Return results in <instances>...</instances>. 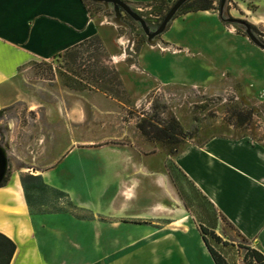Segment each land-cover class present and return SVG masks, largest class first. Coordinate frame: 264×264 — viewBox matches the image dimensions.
Segmentation results:
<instances>
[{"label":"rangeland","instance_id":"374dc122","mask_svg":"<svg viewBox=\"0 0 264 264\" xmlns=\"http://www.w3.org/2000/svg\"><path fill=\"white\" fill-rule=\"evenodd\" d=\"M176 1L165 4L163 0H159L132 9L144 20L150 32H154ZM192 1L186 2L174 18L185 14ZM212 1L213 10L210 12L219 14L220 0ZM84 2L92 17L111 22L114 16L111 6L105 9L103 5L90 0ZM251 6L257 16L264 15V0H254L253 4H248L247 10ZM248 14L245 5L225 0L222 19L192 16L188 20L174 23L170 30L156 37L157 41L153 45L147 42V36L140 25L126 14L121 13L122 24L119 25L120 35L124 37L120 47L125 50L124 59L128 64L134 63L135 54L141 46H158L161 37L181 46L190 45V57L185 52L175 58L168 56L164 61L156 52H144L142 56L148 55L149 62L155 65L160 60L167 65L168 62H184L182 64L187 67L191 63L192 74L197 78L202 76L200 79L208 75L216 77L225 71L236 76L241 84L224 78L218 84L199 88V92L184 87L159 88L135 100L124 90L115 70L116 63L109 60L101 42L99 45L96 41L68 55L48 61L30 62L13 80V96L0 118V145L6 146L8 151L7 181L14 175L19 178L23 175L41 176L42 170H49L56 161H61L69 154L68 141L72 138L82 143L77 148L85 151L83 158H96L105 154L103 147L109 144H115L120 151L130 154L138 152L153 156L155 161L146 163L147 170L155 172L156 176L160 174L169 178L189 220L199 233V227L204 226L219 238L216 241L210 235L206 236L214 251L227 264H250V250L253 249L251 244L243 240L214 212L190 182L174 168L171 160L187 144H200L212 137L249 138L264 148V95H259L264 92V51L254 44L251 46L244 39L248 38L245 27L224 21L236 19L251 25L247 21ZM250 31L264 43V30L255 27L250 28ZM100 66L114 69L115 74L109 75L108 80L101 84H94L88 79L90 71H98ZM108 88L113 93L108 92ZM68 110L80 114L77 123H66L65 113ZM148 120L161 125L174 121L186 138L175 145L148 141L137 128L138 124ZM52 129L58 131L56 137L52 136ZM76 155L78 154L72 157ZM69 161H66L64 167L69 165ZM97 165L95 163L88 166L92 169L91 172L90 169L87 171L91 173L89 180H95V183L100 178ZM67 167L61 168L55 182L72 188L74 180L67 175ZM42 179L45 187H30L27 191L30 212L33 215H70L78 220L89 221L95 233L86 258H78L80 250L77 248L80 245L76 244L75 248L67 245L66 241H60L62 257L69 254L77 264H113L114 261L108 260V255L105 254L109 251L108 244L103 239L99 240L98 236L101 230L103 233L105 229L108 231L109 226L104 228L105 225L101 223H109V219L76 206L65 192L51 187L45 178ZM127 182L129 189L124 185L121 193H116L109 206L124 212L123 222L147 224L136 220L139 218L135 216L150 213L151 208L157 204L156 200H160L161 193L151 183L148 185L142 182L139 192L134 196L130 185L136 184L134 181ZM151 197L154 198V203H150L152 199L148 201ZM55 221H59V230H65L70 235V240L81 238L84 243V236H88L86 229L74 230L63 220ZM138 245L133 244L135 247ZM131 247L130 243L122 244L123 251L131 250ZM177 258H173L171 264H179ZM152 263L156 264L158 261L127 258L119 264Z\"/></svg>","mask_w":264,"mask_h":264},{"label":"crops","instance_id":"0c3cea01","mask_svg":"<svg viewBox=\"0 0 264 264\" xmlns=\"http://www.w3.org/2000/svg\"><path fill=\"white\" fill-rule=\"evenodd\" d=\"M121 1L132 8H139L159 0ZM163 1L170 4L175 0ZM234 1L246 6L249 13L247 21L251 25L264 30V15L257 16L252 6L247 10L248 4H253L254 0ZM198 15L220 20L219 14L210 11L188 12L173 18L165 31L170 30L174 23ZM92 38L99 39L109 60L116 63L115 70L124 90L135 100L159 88L184 87L199 92V88H208L224 78L241 84L236 76L225 71L216 77L208 75L200 79L202 76L197 78L193 75L191 63L189 67L182 64L184 62L165 64L168 56L175 58L186 52L185 55L190 57L192 47L161 37L158 46H141L135 54L134 63L128 64L124 59L125 50L120 47L124 41L120 26L92 17L84 0H0V110L8 107L13 96V80L23 67L32 61L51 60ZM244 39L254 46L248 38ZM144 52H156L164 61L160 60L155 65L149 62L148 55L142 56ZM259 95H264V92ZM65 117L66 123H77L80 114L68 110ZM57 133L52 129L53 137ZM78 144L82 143L70 139L69 154L40 174L51 187L65 192L76 206L109 219V223H101L104 228L109 226L108 231L105 229L103 233L101 230L98 234L99 240L103 239L109 246V251L105 252L108 260H113V264L127 258L171 264L172 259L178 257L179 264H214L169 178L160 174L156 176L155 172L147 170L146 163L154 162L155 157L138 152L130 154L120 151L115 144H109L103 147L105 154L83 158L85 151L78 149ZM149 145L153 148V144ZM74 154L78 155L72 157ZM171 160L212 205L216 214L264 257V148L249 138L212 137L200 144H187ZM66 161L70 162L66 167L67 175L74 180L72 188L55 182L61 168L66 169ZM95 163L100 169L97 183L89 180L91 173L87 172L92 169L88 166ZM127 181L136 184L130 185L134 196L142 182L151 183L161 193L160 200L156 202L152 197L148 199H152L150 203H157L150 213L135 216L139 218L136 220L147 224L123 222L124 212L109 206L124 185L129 189ZM59 219L74 230L86 229L88 236H84V243L81 238L70 240L65 230H59V221H55ZM90 224L70 215H33L18 175L0 187V235L14 245L8 264H77L69 254L62 257L60 241L74 247L80 245L77 248L80 250L78 258H86L95 236ZM123 243H130L131 250L123 251ZM133 244L139 245L135 247ZM9 253L10 245L0 239V264H5Z\"/></svg>","mask_w":264,"mask_h":264},{"label":"trees","instance_id":"16d2710c","mask_svg":"<svg viewBox=\"0 0 264 264\" xmlns=\"http://www.w3.org/2000/svg\"><path fill=\"white\" fill-rule=\"evenodd\" d=\"M210 10H213V1L212 0H193L190 3V9L184 13L196 12V11H210ZM247 25L249 26V28H255L253 25H249V24H247ZM95 41L98 42L99 45H101L98 38H92V39L86 40V41L74 46L72 49H69L68 51H66L65 53H63L61 55H63V56L68 55L72 51H74L78 48H81L83 46L90 45L92 42H95ZM61 55H59V56H61ZM111 74H115L114 69L109 70L106 67L100 66L98 71H95V70L90 71V76L88 79L94 84H96L98 82L101 84V83L107 81L108 76ZM106 90L110 93H113L112 90H110L109 88ZM3 112H4V109L0 110V118L3 115ZM137 128L140 131V133L145 137V139L148 141H158V142L167 143L169 145H175V144L180 143V141L182 139L186 138V135L182 132V130L177 126V124L174 121H172L169 124L161 125V124H159V122L155 123V122H152L151 120H148V121H143L142 123L138 124ZM174 168L177 171H179L175 166H174ZM19 179H20V184H21V187H22V190H23V193L25 195L27 203H28L27 191L30 187L39 189V188L46 186V184L43 182V179L40 175H38V176L23 175V176H20ZM6 182H7V179L5 178L4 182L0 185V187H3ZM206 202L212 207V205L208 201H206ZM28 206H29V203H28ZM199 231H200L201 238H202V240H203V242H204V244H205V246H206L213 262H214V264H227L224 261V259L218 253H216V251H214V249L210 245L206 236L210 235L211 238L216 240V241H219V238L217 236H215L212 231H209V229L204 227V226H200ZM0 239L10 245V253H9L8 259L5 262V264H8L9 260L11 259L12 255L14 253V245L10 241H8L6 238H4L2 235H0ZM250 264H264V257L259 252H257L256 250L251 249L250 250Z\"/></svg>","mask_w":264,"mask_h":264},{"label":"water","instance_id":"95a60500","mask_svg":"<svg viewBox=\"0 0 264 264\" xmlns=\"http://www.w3.org/2000/svg\"><path fill=\"white\" fill-rule=\"evenodd\" d=\"M93 3L101 4L104 6L105 9H108L110 6L113 10L114 16L111 18V22L117 24L118 26L122 24L121 22V13L126 14L128 17H130L133 21L137 22L145 35L147 36V42L151 45H153L157 39L156 37L160 36L165 29L167 28L170 21L174 18L178 10L188 1L190 0H177L172 7L169 9V11L166 13L165 17L163 18L162 22L160 23L159 27L154 31L150 32V30L147 28L146 23L144 20L136 14L132 7L121 1V0H90ZM225 0H220V9H219V16L220 19H222V9L224 6ZM225 22L229 23H235L239 25H243L246 30V35L248 39L257 47L262 49L264 51V43L260 42L254 35L251 33L248 26H246L245 22L242 20H236V19H225ZM8 170V151L6 146L0 145V185L4 182L6 178Z\"/></svg>","mask_w":264,"mask_h":264},{"label":"flooded vegetation","instance_id":"af4514ba","mask_svg":"<svg viewBox=\"0 0 264 264\" xmlns=\"http://www.w3.org/2000/svg\"><path fill=\"white\" fill-rule=\"evenodd\" d=\"M245 24H246V26H248L247 23H245ZM241 26H243V25H241ZM243 27H244V26H243ZM248 27H249V26H248ZM249 29H250V28H249Z\"/></svg>","mask_w":264,"mask_h":264}]
</instances>
